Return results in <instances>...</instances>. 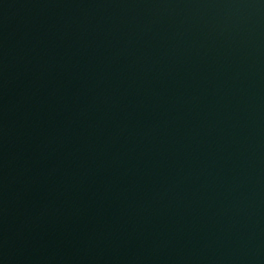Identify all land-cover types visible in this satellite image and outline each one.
<instances>
[{"label":"water","instance_id":"1","mask_svg":"<svg viewBox=\"0 0 264 264\" xmlns=\"http://www.w3.org/2000/svg\"><path fill=\"white\" fill-rule=\"evenodd\" d=\"M176 264H264V37L221 164Z\"/></svg>","mask_w":264,"mask_h":264}]
</instances>
